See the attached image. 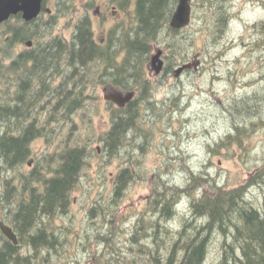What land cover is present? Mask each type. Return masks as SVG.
I'll return each mask as SVG.
<instances>
[{"label": "trees", "instance_id": "1", "mask_svg": "<svg viewBox=\"0 0 264 264\" xmlns=\"http://www.w3.org/2000/svg\"><path fill=\"white\" fill-rule=\"evenodd\" d=\"M64 1L62 5L66 6L71 0ZM129 1L110 2L125 9ZM61 2L57 0L56 6ZM205 2L207 11L204 10L201 17L203 27L193 29L190 23L184 29L173 30L169 21L178 0H135L133 25L127 29L114 27L101 47L95 45L87 17L75 25L70 43H63L60 38L49 39L46 45L25 51L19 57L15 56L16 45L22 42L17 41L18 18L11 17L0 27V30L4 28L0 32V173H17L12 178L1 175L0 205L4 213L0 221L12 228L18 240L14 246L0 234L3 245H0V264H49L50 258L56 257L57 250L64 245V240L54 232L49 233L42 222L44 218L53 219L68 212L70 197L92 150L85 143H73L75 126L70 118L98 100L97 93H93L97 87L111 84L136 91L134 100L124 108L108 103L110 127L98 140L109 158L116 157L124 148L131 155L129 150L137 139L151 141L156 121L141 113L157 112V119H161L169 111L158 113V105L152 99L146 65L155 45H163L167 51L163 71L158 76L162 80L168 75L174 76L175 69L187 63L190 55H208L211 61L221 56L216 50L221 49L233 15L227 0ZM196 13V9L191 12V22L197 19ZM252 30L254 37L247 49L258 55L264 52V22L254 24ZM40 42L38 40V44ZM65 57L68 59L63 60ZM256 59L258 64H264L263 54ZM234 68L228 73L237 78L241 67ZM19 73L26 79L21 86L17 81ZM258 82L259 79H254L247 83L251 91L232 98L221 109L231 129L216 142L211 151L213 155L232 146L244 149L248 127L264 125V85ZM19 94L23 100L21 108H18ZM180 98L181 94L176 100ZM41 99L50 109L48 117H44L45 123L41 117ZM55 115L63 123L70 119L69 137L59 152L39 155L34 168L22 173L20 170L28 165L33 154V143L43 140L44 144H49L47 124L57 122ZM131 170V167H123L114 178L110 206L118 207L125 196L133 177ZM207 180L190 173L189 184L184 188L161 183L162 192L143 214L150 219L144 221L138 217L135 221L133 234L128 239V254L123 256L111 247L97 263L202 264L211 241L220 239L221 264H264V158L263 165L243 184L227 190L214 187L212 194L191 195L190 188L196 190ZM254 187L263 193L260 206L249 198L250 189ZM181 197L191 199L186 215L179 213ZM94 209L89 210L90 215ZM174 221L179 224L176 232L170 229ZM22 247L28 252L21 255Z\"/></svg>", "mask_w": 264, "mask_h": 264}, {"label": "rangeland", "instance_id": "2", "mask_svg": "<svg viewBox=\"0 0 264 264\" xmlns=\"http://www.w3.org/2000/svg\"><path fill=\"white\" fill-rule=\"evenodd\" d=\"M110 1L71 0L63 6L65 1L62 0L56 6L57 0H50L47 7L59 17L53 25V36L69 41L74 26L83 17L90 18L96 41L104 36L108 38L109 32L116 26L120 29L132 26L135 0H130L125 9ZM206 5L205 0L191 1V11L196 9L197 12V19L191 22L193 29L204 26L201 17L207 11L204 8ZM227 6L233 16L221 49L216 50L221 54L219 58L211 61L208 55H190L187 62L198 56L200 64L196 70L184 72L178 78L171 74L162 80L153 73L148 74L152 85V99L158 105V113L169 110L161 119H157V112L141 113L156 120L152 126L151 141L137 139L129 150L131 155L125 148L113 158L104 153L102 143L98 141L110 127V106L102 97L104 85L93 92L97 93L98 100L93 101L87 110H79L70 118L75 126L73 143H85L92 150L70 197L68 212L53 219L44 218L42 222L49 233L54 232L64 240V245L57 250L56 257L53 255L50 258L49 264H98L97 260L103 252L111 247L123 256L128 254V239L133 234L135 221L138 217L144 218V221L150 219L149 215L143 214L152 207L153 200L162 192L161 183L168 187L184 188L189 184L190 173L207 178L202 187L196 190L190 188L191 195L197 197L200 193L212 194L214 187L226 190L235 188L246 182L263 165L264 125L248 127L244 149L232 146L219 150L214 155L211 153L216 142L230 133L231 125L221 113L223 106L232 98L250 92L251 88L246 85L252 80L259 79L264 85V64H258L256 59V56L264 55V52L254 55L253 50L247 49V44L254 37L252 26L264 22V0H227ZM60 8L63 13L57 11ZM193 32L196 33L194 30ZM49 39V35L44 37L45 41ZM158 49L163 51L164 60L167 51L163 45H155L151 55ZM208 50L210 53V48ZM235 66L238 70L241 67L237 78L228 73L235 70ZM179 94L181 98L178 101L176 99ZM45 103V100H40L43 123L50 110ZM54 119L57 122L47 124L49 144H44L43 140L33 143V154L28 160L32 163L30 166L24 165L20 170L22 173L34 168L39 155L59 152L63 142L69 137L70 119L64 123L58 115ZM126 166L132 168V180L119 206H110L114 178ZM1 175L12 178L17 173L2 171L0 178ZM249 198L256 206H260L263 193L257 187L251 188ZM190 200L181 197L179 213H189ZM91 208H95L92 215L89 212ZM2 210L0 205V216L4 213ZM170 229L172 232L178 231V222H171ZM220 246V239L212 240L202 264H221ZM19 252L22 255L28 249L22 247Z\"/></svg>", "mask_w": 264, "mask_h": 264}, {"label": "water", "instance_id": "3", "mask_svg": "<svg viewBox=\"0 0 264 264\" xmlns=\"http://www.w3.org/2000/svg\"><path fill=\"white\" fill-rule=\"evenodd\" d=\"M43 0H0V26L11 17L21 14L25 22L34 20L39 16ZM191 22V0H178L177 6L170 18L169 27L173 30H181L190 25ZM200 64L198 56H194L190 62L184 63L174 71V77L178 78L182 73L197 69ZM164 68L163 51L158 49L151 55L146 69L148 73L159 76ZM103 100L115 105L117 108H124L135 97V91L123 90L120 87L106 84L102 88ZM32 161L30 160L28 166ZM1 234L13 245H17V237L13 231L0 221Z\"/></svg>", "mask_w": 264, "mask_h": 264}, {"label": "flooded vegetation", "instance_id": "4", "mask_svg": "<svg viewBox=\"0 0 264 264\" xmlns=\"http://www.w3.org/2000/svg\"><path fill=\"white\" fill-rule=\"evenodd\" d=\"M49 1L50 0H46V1L43 0L42 1L41 13L39 14V16L37 18H35L32 21L25 22L21 18V14H17L16 16H13V17H17L18 21L20 22L16 26L19 29L18 32H17V41H22V42H19L16 45V54H15L16 57H19V55L22 54L25 51H35L36 48L46 45L47 41L44 40V37L47 36V35H49L50 39H52V40L54 38H60V40L63 43L66 42L67 44L70 43V41L73 39V36L75 34L74 33L75 32V26H74V31H73L72 37H71V39L69 41H66L65 39H63V38H61L60 36H57V35L53 36V33H52L53 25L55 24V20H57L59 17H58L57 14H54V12H53V10L51 8L47 7V4H48ZM57 11H59V12L61 11V13L64 12V11H62L61 8L59 10H57ZM97 11L99 12V9H97ZM87 18H89V17H87ZM3 24L1 26H3ZM23 24H25V26H23ZM91 25H92V23H91ZM92 36H93V31H92ZM37 38H38V40H41V42L39 44H38ZM106 38H107V36H104L103 38H100V39H98V41H96L95 38L93 37V40L95 42V45L101 47L102 45H104V43L106 41ZM19 59L21 60L22 58H19ZM67 59H68L67 57L63 58V60H67ZM25 80L26 79H22L21 73H19L18 80H17L18 81V85L21 86L24 83ZM28 84L31 85V83H28ZM21 91H20V93H21ZM135 97H136V91H135ZM22 101L23 100H22L21 94H19L18 108L22 107ZM9 228L12 230L11 227H9ZM0 234H1V232H0Z\"/></svg>", "mask_w": 264, "mask_h": 264}, {"label": "bare ground", "instance_id": "5", "mask_svg": "<svg viewBox=\"0 0 264 264\" xmlns=\"http://www.w3.org/2000/svg\"><path fill=\"white\" fill-rule=\"evenodd\" d=\"M192 1V0H191ZM16 236V235H15ZM0 245H1V242H0ZM3 245H1V247H2ZM14 246H16V245H14Z\"/></svg>", "mask_w": 264, "mask_h": 264}]
</instances>
